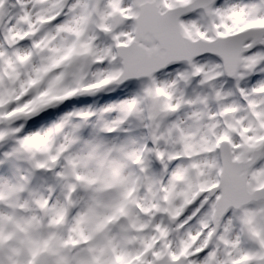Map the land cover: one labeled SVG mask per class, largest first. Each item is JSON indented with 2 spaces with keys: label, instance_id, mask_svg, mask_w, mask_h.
<instances>
[{
  "label": "snow or ice",
  "instance_id": "1",
  "mask_svg": "<svg viewBox=\"0 0 264 264\" xmlns=\"http://www.w3.org/2000/svg\"><path fill=\"white\" fill-rule=\"evenodd\" d=\"M0 34V142L19 137L0 165L23 160L61 188L29 192V176L0 187V264H264V87L239 86L264 65V0H0ZM225 77L245 105L222 104L234 95L216 88ZM197 79L211 92L189 98ZM129 83L142 90L101 131L134 120L139 144L77 147L67 121L92 112L44 133L13 126ZM176 161L166 183L150 174ZM197 216L199 230L185 231Z\"/></svg>",
  "mask_w": 264,
  "mask_h": 264
},
{
  "label": "rangeland",
  "instance_id": "2",
  "mask_svg": "<svg viewBox=\"0 0 264 264\" xmlns=\"http://www.w3.org/2000/svg\"><path fill=\"white\" fill-rule=\"evenodd\" d=\"M71 2H75V0H71ZM259 3V0H227L220 7H228L231 5H252ZM70 19V16L66 14L62 15L55 24H60L66 22ZM55 24L50 27H55ZM0 39H2V34H0ZM31 43H27L26 41L22 42L19 47L21 48H29ZM214 60V59H212ZM219 63V61L214 60ZM202 64H207L208 60L199 61ZM175 74V69L169 71ZM170 77L163 76L160 79H169ZM237 82H227V79L223 78L220 81L216 82V88L222 89L225 93L231 92L234 95L228 97L222 104H238L245 105V101L241 98L240 93L237 91ZM240 88H244L247 91H251L253 88L264 87V65H261L254 74H251L245 80L241 81L239 84ZM142 90V85L132 86L129 90L119 92L113 96H106L107 100L102 101L98 97V93L92 94L91 98L93 99L94 105L89 106H81V107H73L67 113L60 114L57 117H54L52 120L46 121L41 126L33 131H27V124L24 121L17 120L14 127L23 126V131L20 136H27L30 134H34L37 132L44 133L49 129L54 128L57 124L61 122H65L66 118L70 114L80 113V112H92L94 115L88 121H81L77 119L75 116L72 117L71 120L67 121L66 127L64 129L65 135H71L75 133L80 137L81 144L77 147H83L84 144L93 139H102L105 142L109 143H128L132 145L133 143L139 144L142 142L143 137V129L140 128L136 121L129 120L126 124L122 126L120 130L114 133H105L102 132L106 126L112 124L113 121L120 118L119 105L124 101L133 98ZM211 89L205 86H201L199 84V80H194L191 85L186 89V96L189 98H195L197 96L209 95ZM111 95V94H108ZM98 98L100 101L97 99ZM260 97H256L259 99ZM222 104H218L216 102H211L209 105V109L211 112H216L220 109ZM106 109H113L112 111H106ZM190 113V109H183L180 113L176 114L172 119H184ZM80 126L77 128V126ZM2 127V126H0ZM19 137H10L6 139L4 142H0V160H3L5 154L12 152L16 147V141ZM180 164L179 161L173 162L169 165L168 171L165 172L163 167L159 164V162H154L152 165L151 175L157 180H163L165 183L170 177L171 173L175 170V168ZM22 176H29L31 183L29 185V192H35L39 195L48 196V189L50 187H54L55 197H59L61 195V188L55 178L50 173H37L34 177L30 175L29 167L23 160H16L13 158L11 162L0 165V187H2L6 182L11 181L15 183ZM27 195V194H26ZM54 197V198H55ZM191 214V210L187 213V215ZM199 219L200 216H197L193 219L184 229L192 230L193 232L199 230Z\"/></svg>",
  "mask_w": 264,
  "mask_h": 264
},
{
  "label": "water",
  "instance_id": "3",
  "mask_svg": "<svg viewBox=\"0 0 264 264\" xmlns=\"http://www.w3.org/2000/svg\"><path fill=\"white\" fill-rule=\"evenodd\" d=\"M204 55L206 56V55H212V54H210V53H206V54H204ZM198 58H200V57H197L196 59H198ZM157 74H159V73H157ZM157 74H156V75H157ZM230 79H231V78H230ZM120 86H123V85H120ZM120 86H118V87H120ZM86 95H88V94L79 95V96H76V97H74V98H72V99H75V98H77V97H81V96H86ZM61 105H62V104H59V105H56V106H54V107H52V108L46 109V110L40 112L38 115L31 117L29 120H35V119H37V118L43 116L45 113H47V112H49V111H52V110H54V109L59 108Z\"/></svg>",
  "mask_w": 264,
  "mask_h": 264
},
{
  "label": "flooded vegetation",
  "instance_id": "4",
  "mask_svg": "<svg viewBox=\"0 0 264 264\" xmlns=\"http://www.w3.org/2000/svg\"><path fill=\"white\" fill-rule=\"evenodd\" d=\"M222 1V4H224L227 0H221Z\"/></svg>",
  "mask_w": 264,
  "mask_h": 264
}]
</instances>
